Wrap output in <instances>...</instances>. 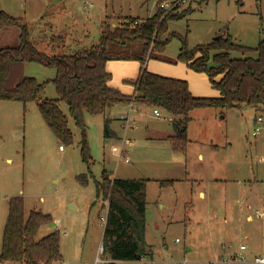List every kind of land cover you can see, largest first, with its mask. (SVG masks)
<instances>
[{"label": "rangeland", "instance_id": "obj_1", "mask_svg": "<svg viewBox=\"0 0 264 264\" xmlns=\"http://www.w3.org/2000/svg\"><path fill=\"white\" fill-rule=\"evenodd\" d=\"M160 1L165 0H0V9L24 19L38 49L70 54L97 43L102 22L148 18ZM186 9L183 17L170 20L169 33L187 36L191 48L223 33L250 47L264 37V0H187L178 12ZM20 33L18 26L0 29V46L19 45ZM54 36L66 38L65 46L55 45ZM181 46V39L174 38L164 55L177 58ZM242 55L257 53H232ZM25 75L46 83L45 98H59L52 82L55 69L27 63ZM60 107L69 117L72 144L54 134L35 101L0 100V252L9 199L23 196L27 216L32 210L53 216L36 239L59 230L61 264H95L109 209V201L97 195L96 182L106 169L112 178L148 180L147 241L154 257L116 264H213L238 252L242 244L256 249L249 246L246 251L251 259L264 256V216H259L264 213V121L258 120L264 119L262 108L242 104L195 109L186 152L175 151L168 140L174 130L163 110L162 117L154 115V108L130 110L128 105L116 106L108 115L85 112L93 157L88 164L81 154L82 129L68 104L61 101ZM124 113L131 115L130 130L123 126ZM106 116L112 118L114 131L108 137ZM125 137L133 142L130 161L113 151ZM82 175L88 176V184L81 182ZM169 180L174 182L161 184Z\"/></svg>", "mask_w": 264, "mask_h": 264}, {"label": "trees", "instance_id": "obj_2", "mask_svg": "<svg viewBox=\"0 0 264 264\" xmlns=\"http://www.w3.org/2000/svg\"><path fill=\"white\" fill-rule=\"evenodd\" d=\"M161 3H158L157 12L145 19L126 17L117 23L102 22L98 42L70 54L47 53L38 49L31 40V32L24 19L0 9V29L18 26L21 30L19 45L0 46V100L35 101L54 134L65 143L72 144L74 134L69 117L60 107L61 101L67 103L70 116L82 129L81 154L88 164L93 157L87 138L85 112L108 115L122 104H133V107L141 109L159 107L173 116L174 134L168 136L173 149L186 152L191 142L188 134L190 116L195 109H231L248 104L264 111V37L256 47H250L235 42L232 35L223 33L219 39L191 48L187 36L169 33L170 20L183 17L188 9L166 12ZM176 37L182 41L180 52L177 58H168L164 52ZM52 39L55 45L66 44L63 36ZM233 52H255L257 56L233 57ZM150 59L173 64L185 62L194 71L206 73L220 96H195L188 81L150 71L147 67ZM131 60L140 62L141 70L137 79L127 81L135 88L130 95L111 84L113 74L108 69V63ZM27 63H39L56 70L52 82L58 99L45 98L46 83L25 75ZM106 117L105 136L108 137L114 131L110 125L112 118ZM80 180L83 184L89 182L86 175L80 176ZM173 182L162 181L161 184ZM147 183L146 179L112 178L106 169L101 180L96 182L97 195L109 201L103 243L105 254L114 261L154 257L153 247L147 241ZM52 221L53 216L41 210H32L27 216L23 196L10 198L0 252L1 263H62L59 230L36 239L41 226Z\"/></svg>", "mask_w": 264, "mask_h": 264}, {"label": "crops", "instance_id": "obj_3", "mask_svg": "<svg viewBox=\"0 0 264 264\" xmlns=\"http://www.w3.org/2000/svg\"><path fill=\"white\" fill-rule=\"evenodd\" d=\"M59 7H62V6L60 5ZM58 10L59 9H57L56 11H58ZM133 18H140V17H133ZM238 57H240V56H238ZM241 57H245V56L242 55ZM115 66H116V68L114 69ZM147 67L152 72H155V73H158V74H161L164 76L178 78V79H184V80L188 81L190 90L195 96H199V97H218V96H220V92L213 87L212 82L206 73L194 71L185 62H178L177 64H173V63H169V62L159 60V59H156V60L150 59L147 62ZM108 69L113 74V80L111 83L113 86L120 88L126 94L131 95L134 93V91H135L134 86L127 84L128 83L127 81L128 80H134L136 78L131 79V78H128L129 76H127V75H129L128 72H132L134 75L136 73H138V77H139L140 70H141V63L140 62L134 61V60H131V61H111L108 63ZM114 71H117V73L115 74ZM132 76L133 75H131L130 77H132ZM122 105H128L129 108L131 107V104H122ZM134 108L135 107H133V109ZM124 115H126V113H124ZM123 122L126 123V121H123ZM134 124H136L135 121H134ZM126 129H128V128H126ZM129 130H130V128H129ZM188 134L190 137V126L188 129ZM60 149H61V147H60ZM201 192H202L201 193L202 196H205V193L203 191H201ZM75 207H77V206H75ZM248 207H251V206L248 205ZM259 216H264V213L261 212L259 214ZM247 219L252 220V215L248 214ZM64 234H66V233H64ZM102 241H103V239H102ZM249 246H250L251 250L256 253V251H255L256 249H253L250 244H249ZM98 254H99V252H98ZM220 257H222V256H218L217 258L221 259ZM103 258L109 260V262H115V264L117 262H120V261H114V260L110 259V257L108 255H106ZM217 258H216V260H217Z\"/></svg>", "mask_w": 264, "mask_h": 264}, {"label": "built area", "instance_id": "obj_4", "mask_svg": "<svg viewBox=\"0 0 264 264\" xmlns=\"http://www.w3.org/2000/svg\"><path fill=\"white\" fill-rule=\"evenodd\" d=\"M186 2H187V0H174L171 2H168V0H165V1H162L160 6L166 12H176ZM136 23H138V21H136ZM131 110H133V104H131ZM130 112H132V111H130ZM153 112L157 117L163 116V111L159 107H155ZM130 117H131L130 114L122 116V119L124 121H126V123L123 125L125 128H131L133 126V124L131 123ZM168 119L170 121H172L173 116L168 115ZM258 120L261 122L264 121L262 116H260L258 118ZM260 130H261V128L258 127L257 131H260ZM131 146H133V142L129 138L125 137L124 139H122L121 145H116L113 147V151L118 153L120 155V157H125L126 161H130V158L128 157V153H129V149ZM62 148L63 147L61 146V149ZM248 248H249V246L247 244L246 245L242 244L240 246V250L238 252L230 254L227 257H225V258L221 259L220 261L215 262L213 264H219V263H224V262L225 263H237V264H264V256L254 255L253 258L251 259L248 256V254L246 253ZM104 253H105V247H104V243L102 241L100 248H99V255L97 256L95 264H108V263H110L109 260L101 257V255Z\"/></svg>", "mask_w": 264, "mask_h": 264}, {"label": "water", "instance_id": "obj_5", "mask_svg": "<svg viewBox=\"0 0 264 264\" xmlns=\"http://www.w3.org/2000/svg\"><path fill=\"white\" fill-rule=\"evenodd\" d=\"M223 34H219L218 36L215 37V39H219ZM73 206V205H71Z\"/></svg>", "mask_w": 264, "mask_h": 264}]
</instances>
